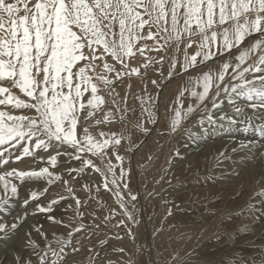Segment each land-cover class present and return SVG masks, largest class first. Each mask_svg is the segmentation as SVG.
<instances>
[{
  "label": "snow or ice",
  "instance_id": "6c2138e0",
  "mask_svg": "<svg viewBox=\"0 0 264 264\" xmlns=\"http://www.w3.org/2000/svg\"><path fill=\"white\" fill-rule=\"evenodd\" d=\"M177 80L183 86L165 102ZM160 136L175 141L166 163L183 166L172 173L177 182L207 175L204 147L213 149V176L224 179L241 177L236 160L264 158V0H0V264H80L85 248L94 264L92 238L113 228L135 246L139 226L151 222L136 154ZM257 186L246 200L243 184L233 193L239 215L210 209L221 218L217 243L258 220L264 228V174ZM41 215L65 230L55 247L37 239H47L30 222ZM172 215L169 208L164 219ZM243 217L248 223L237 226ZM161 231L150 236V256ZM201 255L166 261L211 264Z\"/></svg>",
  "mask_w": 264,
  "mask_h": 264
},
{
  "label": "rangeland",
  "instance_id": "374dc122",
  "mask_svg": "<svg viewBox=\"0 0 264 264\" xmlns=\"http://www.w3.org/2000/svg\"><path fill=\"white\" fill-rule=\"evenodd\" d=\"M138 84L139 81H133V89H132L133 91H139V89L137 88ZM182 86H183V81L180 80L171 83L168 86L167 90L163 92L165 93L163 94L164 101L169 102L170 99L176 93L177 88ZM147 87L149 91L152 90L151 83H148ZM125 90H126V85L123 88H117V92H120L121 95L124 94ZM128 103L129 104L132 103L131 97H129ZM152 139H150L146 144H144L141 150L136 154V160L138 162L137 163L138 175L141 180V189H142L141 195L147 196L144 185H147V191L155 190V192L161 194L156 196L155 198L151 196H147L146 199L143 201V204L145 203L144 204L145 218L147 219L150 217L151 222L149 223V226L148 225L146 227L144 225L139 226L140 235H139V239L135 244L136 245L135 247H133L134 246L133 241L127 236H124V238L122 239L123 241L117 240L113 237L114 232H119L121 233L120 235L123 236V232L120 229L113 228L111 232H97L98 233L97 237H99V239L97 240L96 237H93L90 244H95L97 252L99 253V259L100 257L103 258L105 256L108 257L109 254L108 252H104V250L102 251L103 253H101L100 252L101 247H104L105 249L108 246H110L113 242L117 243L118 241L120 243V248L122 246L125 249V251L122 253L120 252V248H119L118 254L120 255V257H122L123 261H125L128 264L130 261L129 259L135 260L139 255H141L144 252L146 253L148 264H151V261L153 259L157 261V264H167L166 258H168L170 254L169 253L166 254L164 253V251L159 252L160 254L157 253L155 251V246H159L161 248L162 242L166 240H172L173 238H176V240L178 241L183 240L184 234L190 232L189 240L184 245L191 246L192 249H196V248L200 250L207 249L208 252L205 253L204 255H201L202 260L210 261L211 264H217V262H219L220 260H225L229 263H235V261L230 259L229 257L231 254H235L236 257L242 256L241 253L242 250L240 249L232 248L231 251H229L228 253H224L221 256L218 255V252L222 251V249L219 248V246H217L219 243H217L216 241V233L215 234L213 233L212 227L215 226L217 227L220 224V222L218 224L217 223L214 224L213 222L215 221V219L214 220L211 219L210 220L211 222L205 226H203L200 222H197V227H196L193 225L196 222L194 221V218L200 215L212 216L210 214V209H212L213 206L220 208L221 211H223L225 208L237 209L236 203H232V204L228 203L230 198L232 197L233 193L240 188L241 184H243L244 189L246 190L244 196L245 200L248 199L249 196L254 195L253 192L254 189L259 190L257 186V181L261 177V175L264 174V161L261 163V167H260L261 172L259 173V175L251 178H247L245 180L244 179L241 180L240 178H234V180L232 181L223 180L224 178L218 175H215V177L213 176V168L210 171H208V169L202 167L203 169H205V171L207 170L206 172L208 174L206 176L202 174L201 179L199 181L195 177H189L187 180L181 177L180 182H177L176 178L172 176V173H175L176 176H180V169L183 166L181 165L180 168L169 170L168 164L166 163L167 157L171 150V146L175 143V141L174 140L169 141L165 139V137L163 136L154 137ZM149 157H151L152 159L149 160L148 159ZM248 158H252V157L250 156ZM260 159L261 158H254V157L252 158V160H256V161H259ZM240 161L241 160H236L233 163V169L237 168L236 164L240 163ZM254 164H258V163L255 162L252 163L251 165ZM162 176L164 177V180H161L160 183L157 184L156 181L160 180ZM170 177H171V185H169V183L166 182ZM190 179H191V184L189 183ZM187 183H189V185ZM25 194H26L25 191L22 189L21 196ZM162 197H167L170 201L175 202V204L179 205V208H174L172 203L165 204L162 200ZM221 200H223V203H218ZM242 202L243 201H238V203H242ZM65 208L66 205L61 207L60 212L64 213ZM169 208H172L173 215L168 216L167 219L165 220L164 217L167 209ZM237 215H239L238 209H237ZM71 216H72V210L68 209L64 218L69 219L71 218ZM37 218H44L43 222L40 223L38 222V224L43 226L42 230L47 234L46 240L41 239L39 236H37V239L41 240L42 246L51 243L55 247L56 241L62 238L65 230L62 227L53 226L51 222L47 221L46 218L42 215L34 219ZM184 218L186 219L185 221ZM243 218L244 219H242V221H236L237 226L243 223L244 220H247L245 217ZM158 226L162 227L163 231L159 232L155 236L152 242L153 246L150 256L148 249V242L151 234ZM187 227L188 229L186 230ZM214 229L216 231L217 228ZM251 229L252 228H250V230L248 231L252 232ZM59 231L61 233H58ZM248 231H246V233H249ZM237 233L234 234L236 235ZM247 236L248 235H245L243 238H246ZM140 241H143V247H141ZM233 242H235V240ZM118 254L116 256H119ZM78 256H77L78 258L77 260L80 262V264H90V256L86 248L84 250L82 249L81 253ZM99 259L96 260L94 264H97L99 262ZM112 264H118V263L112 262ZM256 264H258V262H256Z\"/></svg>",
  "mask_w": 264,
  "mask_h": 264
},
{
  "label": "bare ground",
  "instance_id": "6f19581e",
  "mask_svg": "<svg viewBox=\"0 0 264 264\" xmlns=\"http://www.w3.org/2000/svg\"><path fill=\"white\" fill-rule=\"evenodd\" d=\"M167 90V89H165ZM164 90V92H165ZM165 94V93H163ZM168 95V93H167ZM166 95V96H167ZM166 99V98H165ZM258 139V138H257ZM153 140V139H152ZM199 151H202L204 153H207V158L205 157H200L201 158V163H202V167H204L205 169H208V171H210L213 168V165L216 163V161L213 159V149L209 148V147H204L202 149H200ZM199 155V152L197 153ZM250 157V156H249ZM253 158V157H252ZM252 158H247L246 160L240 161V163H237V168L233 169V172H241V177H236V176H232V178L230 179H223V180H228V181H232L234 180V178H240L241 180H245L247 178H251L254 176L259 175V173L261 172L260 167H261V163L264 161V158H261L259 161L256 160H252ZM258 163V164H254L251 165L252 163ZM235 167V166H234ZM207 171V170H206ZM208 174V173H207ZM219 176V175H218ZM189 183L191 184V179L189 180ZM189 183H187L189 185ZM152 187V186H151ZM142 190V189H141ZM171 196V195H170ZM147 197V196H146ZM161 201V200H160ZM177 202V201H176ZM145 204V203H144ZM148 204V203H146ZM181 205V204H180ZM149 208V207H148ZM166 209V208H165ZM188 209V208H187ZM190 211V210H189ZM148 212V211H145ZM71 215V214H70ZM148 215V214H147ZM69 216V215H68ZM261 216H264V213H261ZM183 217V216H182ZM181 217V218H182ZM247 219V217H245ZM211 219H215V221L213 222L215 223H219L220 222V217H215L213 218L212 216H198L196 218H194L195 224H193L194 226L197 227V222H200L203 226L209 224L211 221ZM244 219V218H243ZM44 218H37L34 220H31L30 222H34V223H40L43 222ZM175 220V218H174ZM182 220V219H181ZM186 219L184 218V221ZM171 221V220H170ZM169 221V222H170ZM243 223L247 224L248 223V219L244 220ZM260 221L258 220L256 222V226L252 227L251 231L249 233L246 232H238L236 235L233 234V237L230 240L227 241L226 245L223 243H219L217 246H219V248L222 249V251L218 252V255L221 256L224 253H228L229 251H231V249L233 248H237L242 250V256H238L237 258H243L245 260H255L256 262H258L259 264V258L261 256V252H264V228L260 227ZM170 224V223H169ZM172 225V224H171ZM149 226V224H148ZM170 226V225H169ZM181 226V225H180ZM179 226V227H180ZM191 226V225H190ZM192 226V227H194ZM189 227V225H188ZM188 227L186 228V230L188 229ZM211 227V226H210ZM200 228V227H198ZM214 228L212 227V231L215 234L216 231ZM177 229V228H176ZM181 229V228H180ZM170 230V229H169ZM192 230V229H191ZM194 230V229H193ZM120 231V230H119ZM149 231V230H148ZM197 231V230H196ZM58 233H61L60 231ZM149 233V232H148ZM147 233V234H148ZM190 232H187L184 234V239L183 240H176V238H173L172 240H166L164 242H162V246L161 248L159 246H155V251L157 253L164 251V253L166 254H172V253H180L183 254L185 252L188 253H192V247L191 246H185L184 244H186L189 240L190 237ZM98 234V233H97ZM121 234V233H120ZM194 234V233H193ZM111 235V234H108ZM140 235V234H139ZM245 235H248L246 238H243ZM170 236V235H169ZM164 237V236H163ZM98 240V239H97ZM107 240V239H106ZM235 240V242H233ZM96 241V240H95ZM102 241V240H101ZM123 241V240H122ZM126 241V240H125ZM156 242V241H155ZM111 243V242H110ZM127 244V243H126ZM125 244V245H126ZM141 244V243H140ZM156 244V243H155ZM136 246V245H135ZM133 246V247H135ZM122 247V246H121ZM142 247V246H141ZM119 248H120V243L117 241L113 242L110 246H108L107 248L104 249V252H108V257H100L99 262L97 264H107L109 261L114 262V263H118V264H128L125 261H123L122 257H120L119 253ZM127 248V247H126ZM133 249V248H132ZM84 250V249H83ZM138 251V248H137ZM128 252V251H127ZM133 252V251H132ZM135 252V250H134ZM140 252V251H139ZM196 254H202L204 255L205 253L208 252V250L206 249H195ZM240 252V251H239ZM103 253V252H101ZM138 253V252H137ZM240 253V254H241ZM115 254V255H114ZM119 256H116V255ZM160 254V253H159ZM237 254V253H236ZM130 255V254H129ZM153 255V254H152ZM208 255V254H206ZM124 256V255H123ZM136 256V254H135ZM211 256V255H210ZM204 257V256H203ZM79 258V256H78ZM77 258V259H78ZM125 259V258H124ZM208 259V258H207ZM210 259V257H209ZM225 259V258H224ZM132 260V259H129ZM135 260H142L147 262L148 264V259L146 257V253H142L141 255H139ZM212 261V260H211ZM159 263V262H158ZM227 264H235V263H229L227 262Z\"/></svg>",
  "mask_w": 264,
  "mask_h": 264
}]
</instances>
